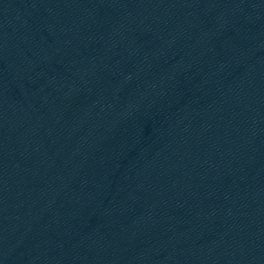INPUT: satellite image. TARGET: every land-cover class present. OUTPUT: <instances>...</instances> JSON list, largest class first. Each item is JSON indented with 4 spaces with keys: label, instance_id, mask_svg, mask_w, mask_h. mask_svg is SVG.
<instances>
[{
    "label": "water",
    "instance_id": "water-1",
    "mask_svg": "<svg viewBox=\"0 0 264 264\" xmlns=\"http://www.w3.org/2000/svg\"><path fill=\"white\" fill-rule=\"evenodd\" d=\"M0 264H264V0H0Z\"/></svg>",
    "mask_w": 264,
    "mask_h": 264
}]
</instances>
